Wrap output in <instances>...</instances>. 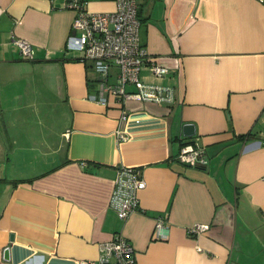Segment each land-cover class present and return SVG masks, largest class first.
Listing matches in <instances>:
<instances>
[{
  "label": "crops",
  "instance_id": "0c3cea01",
  "mask_svg": "<svg viewBox=\"0 0 264 264\" xmlns=\"http://www.w3.org/2000/svg\"><path fill=\"white\" fill-rule=\"evenodd\" d=\"M67 1L0 0V264L96 260L114 233L135 264H264V3L137 0L141 42L168 67L141 75L172 86L175 101L127 100L120 122V104L97 97L91 62L66 50ZM186 140L203 146L204 166L178 159ZM124 165L146 185L122 219L109 199ZM158 218L165 239L152 237ZM196 223L209 228L190 232Z\"/></svg>",
  "mask_w": 264,
  "mask_h": 264
},
{
  "label": "built area",
  "instance_id": "2783aa9c",
  "mask_svg": "<svg viewBox=\"0 0 264 264\" xmlns=\"http://www.w3.org/2000/svg\"><path fill=\"white\" fill-rule=\"evenodd\" d=\"M115 8L110 11L93 12L85 6L84 0H68L67 6L76 11L72 21V32L68 35L66 50L81 52V61H90L97 74L98 99L107 101L112 97L120 104L119 120L128 118L123 107L127 100H140L157 104H171L175 101V91L170 85L145 80L141 71L147 69L160 77L168 72V67L157 62L149 54L140 39V24L137 0H114ZM264 3V0H259ZM20 55L33 56L32 44L23 38L15 39ZM264 115V110H262ZM122 142L128 138L124 129L115 131ZM178 159L191 166H204L207 162L203 146L198 142H183ZM146 185L138 166L124 165L118 169L110 194L109 206L118 217L125 219L139 207L138 193ZM209 228L208 224L196 223L190 232L200 234ZM152 237H168V224L158 218ZM104 253L96 260L80 261L78 264H135L131 242L120 233H114L103 245Z\"/></svg>",
  "mask_w": 264,
  "mask_h": 264
},
{
  "label": "water",
  "instance_id": "95a60500",
  "mask_svg": "<svg viewBox=\"0 0 264 264\" xmlns=\"http://www.w3.org/2000/svg\"><path fill=\"white\" fill-rule=\"evenodd\" d=\"M183 133H184L185 136L194 135V133H195L194 124L185 123L183 125ZM3 256H4L5 259H9V248L8 247L4 248Z\"/></svg>",
  "mask_w": 264,
  "mask_h": 264
},
{
  "label": "trees",
  "instance_id": "16d2710c",
  "mask_svg": "<svg viewBox=\"0 0 264 264\" xmlns=\"http://www.w3.org/2000/svg\"><path fill=\"white\" fill-rule=\"evenodd\" d=\"M73 60H80V57L72 58ZM199 167V166H197Z\"/></svg>",
  "mask_w": 264,
  "mask_h": 264
}]
</instances>
